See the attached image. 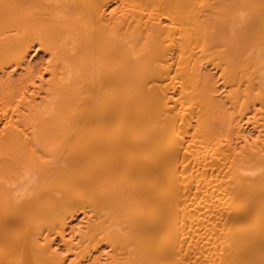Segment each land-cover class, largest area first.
Masks as SVG:
<instances>
[{"label":"bare ground","instance_id":"6f19581e","mask_svg":"<svg viewBox=\"0 0 264 264\" xmlns=\"http://www.w3.org/2000/svg\"><path fill=\"white\" fill-rule=\"evenodd\" d=\"M0 264H264V0H0Z\"/></svg>","mask_w":264,"mask_h":264},{"label":"rangeland","instance_id":"374dc122","mask_svg":"<svg viewBox=\"0 0 264 264\" xmlns=\"http://www.w3.org/2000/svg\"><path fill=\"white\" fill-rule=\"evenodd\" d=\"M41 55L40 54H37V55H35V59H34V57L32 58V61H35V63H37V62H39L40 60H41V57H40ZM39 58V59H38ZM34 59V60H33Z\"/></svg>","mask_w":264,"mask_h":264}]
</instances>
